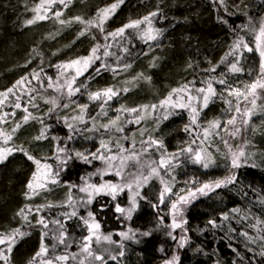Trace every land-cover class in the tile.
I'll use <instances>...</instances> for the list:
<instances>
[{
  "label": "snow or ice",
  "instance_id": "6c2138e0",
  "mask_svg": "<svg viewBox=\"0 0 264 264\" xmlns=\"http://www.w3.org/2000/svg\"><path fill=\"white\" fill-rule=\"evenodd\" d=\"M209 2L218 13V21L223 24L229 23L224 18L225 16H235L238 13L248 16L244 0H234L231 5L228 0H209ZM72 3L73 0H39L28 9L33 13V16L25 21V25L30 26L38 21L55 18L56 22L62 26H70L74 23L82 25L77 39L87 35L91 29L95 28L102 34L104 41H108L109 37L127 39L125 33L132 29L136 36L144 43L149 44L150 47L153 42L159 41L163 37L164 29L156 27L154 24V18L158 16L162 19L166 18L162 16L159 5L156 11H151L141 18L129 20L117 30L106 33L105 23L115 14L124 0H115L111 5L98 9L95 15L88 19L79 15L62 19L64 15L62 9L68 8ZM242 4H244L243 8ZM57 5H60L61 8L57 9ZM230 28L234 33V38L228 46V50L218 64L202 69L206 73H216L217 68L223 64L227 67V72L221 71L216 76H207L200 80V86H197V82L193 80L174 87L160 99L158 104H145L132 108L121 105L114 109L117 114L114 117H109L107 122H100L97 117H107L109 102L120 96L121 93L126 94L130 89L109 86L91 91L86 81H90L94 77L91 74L86 76L85 73H89V70L92 69L96 75H100L102 71H111L114 75L117 74L116 67H112L106 62L97 64L98 61H106V58L112 55L110 52L112 45L109 43L97 42L91 47L88 55L54 65L58 75L55 80L51 76H46V85L41 79L43 69L39 72L33 70L31 80L26 75L17 80L12 87L0 91V125L9 124L10 118L16 116L15 111H3L6 102L9 107L25 113L19 121H12L10 130L0 127V164H4L10 156L16 153L23 154L32 162L34 170L24 191L26 200H32L45 193H52L58 187L67 188L63 201H48L35 207L25 204L16 212V216L23 223L18 227L0 229V264H13L12 254L16 246L32 234L30 229L37 228L40 230L39 248L27 261V264H109V261L123 264L127 250L125 242L131 241L139 244L142 238L152 236L153 231L161 228L167 229L165 235L174 242V251L170 258L164 260V264H181V251L186 248L191 249L193 238L190 232L193 231L200 236L210 233L213 237L217 232L223 233L220 240L215 243L224 242V246L235 253L236 259H233L231 264H257L256 256L264 260V219L252 217L250 209L245 212L239 207H233L228 211L221 212L218 218H209L203 227L197 226L194 229L189 226L186 216L187 208L200 196H208L221 188L232 190V186H235L234 190L245 198L249 196V190L255 192L259 197V203L264 205V195H261L260 190H257L252 184L245 183L239 171L242 168L260 167L261 165L257 163L258 159L264 162V151H254L256 145L248 135V133L254 135L258 132L264 135V132H261L264 121L261 122L260 127L253 122L254 116H264V103H257L264 99V17L260 18L258 24L248 17L246 24L230 25ZM237 28L248 33L252 37L251 41L240 35ZM92 39L96 40V36L92 35ZM123 51L128 52V49L123 48ZM245 53L258 55L259 68L255 78L243 82V86L240 87L230 83L227 77L229 73L236 75L245 71L241 63ZM156 59L158 58H153L150 62L151 67L157 66ZM130 67V63L123 65L124 69ZM188 67H193L191 62ZM249 75H251V69H249ZM82 76L84 80H80ZM140 77L149 83L152 79L150 76H144L143 73L138 74L134 79ZM32 80L40 85V89L44 91L51 89L57 93L55 96L42 97L43 103L50 106L45 113L49 118L57 109H67L72 104H76L75 115L56 116V120L62 122L67 129L65 136H50L52 125L46 124L44 117L30 111L28 106H22V96L26 94L28 96L26 105H30L34 109L40 108V104L35 102L40 95V90L36 87L25 89V85L31 84ZM78 80L79 83H77ZM216 85H221L222 88L218 90ZM34 93L35 95H33ZM77 94L87 95L91 102H100L96 116L88 114L89 104H79L72 99ZM13 97L14 99H12ZM62 100L67 102L62 103ZM217 100L222 101L225 105L222 109L224 115L202 121L201 116L204 110ZM181 112L187 113L188 123L184 125L183 131L189 134L190 139L185 142L184 146L170 152L163 136L157 137L155 133L159 131L163 121H167L171 116L179 115ZM150 118L153 121L151 129L141 126ZM31 121L41 124L39 133L32 137V140L38 143L51 139L54 142L55 150L53 157H37L22 144L14 142L19 130ZM127 124L140 126L138 127L139 147L135 133L131 136L125 134ZM86 133H98L99 135L94 137L85 135ZM77 137L88 140L98 139V147L94 151L70 147ZM122 140L130 141V146L126 147L121 142ZM217 140L223 145L224 151L221 152L219 145L215 143ZM237 140L239 142L234 143ZM213 147L216 152L221 153L227 162L225 164L227 174L222 178L207 182H200L198 179L186 180L184 181L186 187L174 191L178 182L175 174L176 169L185 160L208 169L215 164L214 154L210 151ZM50 159L55 160V165L48 162ZM73 161H79L89 166L98 161L102 167H97L86 177H81L82 183L80 184L62 182V173L67 171ZM109 175L118 179L116 181L103 179ZM97 176L100 177V182H92L93 178ZM154 180L158 181L160 188L157 191L156 199L152 200L144 189L148 188ZM125 193H127L126 205L119 200V197ZM99 196L109 197L110 200L99 204L97 210L94 211L90 206ZM142 201L157 211L155 228L141 231L133 228L129 223L125 225V230L116 233L102 230L101 221L97 219V216L108 210L109 203L114 213L117 214L115 218L123 223L133 219L134 214L140 209ZM161 206L167 207L166 213ZM52 208H60L64 211L59 212L54 218H47L41 214L43 210ZM80 209H84L86 214H81ZM33 215L36 216L35 221L30 219ZM165 215L170 217V223H165ZM73 219L78 221L76 228L82 229L85 233L78 239L69 232V221ZM250 219H254V223L248 225L255 231L254 236L246 230H238L233 227V223H246ZM113 235L118 236L119 240H114ZM237 237H243V246L247 252L252 254L250 257L246 258L234 246L235 243H240ZM205 238L207 239V237ZM74 244L79 251H69ZM252 245H258V247H252ZM60 246H63L64 251L58 253L57 250ZM191 250L203 255L209 254L203 244H198ZM160 251H164L163 247L160 248ZM212 251L215 254L219 252V248H213ZM215 264H221V261L217 259Z\"/></svg>",
  "mask_w": 264,
  "mask_h": 264
},
{
  "label": "trees",
  "instance_id": "16d2710c",
  "mask_svg": "<svg viewBox=\"0 0 264 264\" xmlns=\"http://www.w3.org/2000/svg\"><path fill=\"white\" fill-rule=\"evenodd\" d=\"M38 2L39 0H0V91L12 87L17 80L26 75L31 80L33 70L39 72L43 69L41 79L46 85V76H51L55 80L58 75L54 65L76 59L80 56H86L95 43L103 42L112 45L110 49L112 55L106 61H98L97 64L106 62L113 67V64L118 63L124 58L131 65L135 63L133 68L135 70L133 73H130L133 77L126 80V82L134 81V83L128 85L131 86L130 90L137 86V99L135 100L132 96L131 100L127 102L124 100L125 107L136 105L139 100H146L147 97L153 99L152 101H155L156 104L159 99H162L165 94L167 95L171 91L173 88L171 86L174 83L177 84L181 80L180 78L191 72H195L198 67L215 60L216 55L225 53L228 50V46L234 38V33L231 32L230 22L232 26L246 24L248 17H251L253 22L258 24L260 18L264 16V0H244V4L247 5L245 11L248 13V16L238 13L232 20L228 19L229 23L227 25L218 21V13L214 10L209 0H124V3L120 5L115 14L105 23L106 33L117 30L128 23L129 20L141 18L151 11H156L158 5L162 10V16L166 17L163 19L159 16L154 18L155 26L164 29L163 37L158 41L163 44L162 48L153 52L148 58L141 60L142 57L137 49H140L141 45L148 46V44L142 40H138L139 38L135 33L126 32L128 39H113L109 37L108 41H101L99 39L102 34L97 29L93 28L87 35L77 39L78 32L83 27L82 25L74 23L70 26H62L56 22L55 18L38 21L33 25L26 26L25 21L33 16V13L28 11V9ZM114 2L115 0H73V3L68 8L62 9L64 12L62 19H68L78 15L88 19L93 17L98 9L109 6ZM233 2L234 0H228L229 5ZM244 4L241 5L242 8ZM56 8L60 9L61 6L57 5ZM226 17L224 18L226 19ZM167 26L171 28L169 32ZM237 31H239L240 35L245 36L247 40L251 38L248 33L240 31L239 28H237ZM92 35L96 36V40L92 39ZM134 37L137 38L135 39ZM123 48H127L128 52H124ZM153 58H158L156 59V67L150 66ZM189 62L192 63L193 67H188ZM158 67L167 69V76L170 77L168 82L161 81V74H159ZM139 68H143V70L138 71ZM117 69L116 77L110 76L111 71H102L100 75H96L90 69L89 73H85L86 76L91 74L94 77L90 81H86L89 90L96 91L101 89L93 83V80L99 81V78L105 80L100 81L103 86L111 82L115 88L122 89L123 83L120 82L125 77L120 73L123 70L120 67ZM141 73L144 76H150L152 78L151 82H147L143 77L134 79ZM110 78L112 80L109 81L108 79ZM80 80H84V77H80ZM79 82L78 80L77 83ZM28 87H36L40 90V95L35 101L40 104V108L34 109L30 105H26L25 102L28 100L26 94L22 96V106H28L30 111L38 116H43L46 124L52 125L49 133L50 136H65L67 129L62 122L56 120V116L75 115L76 111L74 109L76 106L72 105V108L57 109L51 118H49L45 113L50 106L43 103L42 97L55 96L57 93L51 89L47 91L40 89V85L35 80H32L31 84L25 85V89ZM120 97L126 99V94L121 93ZM86 98L87 95L84 96V100ZM86 101L90 103L88 114L90 116H96V113L99 111L98 104L100 102H91L88 98ZM64 102L67 101L62 100V103ZM260 103H264V101H260ZM114 109L112 112H115ZM3 111L16 112V116L10 118L9 124L0 125V127L9 130L12 121H19L25 114L19 109L9 107L7 102ZM108 118L98 116L97 120L107 122ZM150 121V119L147 120V122ZM131 125L128 124L129 127ZM183 126L180 118L177 117L165 121L163 129L167 131V139L170 138L171 141V139L182 134ZM40 128V123L36 121L29 122L19 130L14 142L16 144H22L37 157H53L55 150L54 142L51 139L45 140L47 142L42 141L38 143L32 140V137L39 133ZM135 128H138V126ZM136 133L140 136L138 131ZM96 134L86 133L85 135L95 136ZM255 136L260 151H264V135L258 136V134H255ZM76 143L77 139L70 144V147L76 148ZM48 162L53 165L56 163L54 159H50ZM97 167L96 165L93 166L92 170L95 171ZM33 170L34 165L32 162L21 153L10 156L4 164H0V229L6 230L12 227H18L23 223L16 216V210L25 204L35 207L36 205H43L48 201L60 202L65 199L67 188L58 187L52 193H45L32 200H26L24 198L25 185ZM93 171H90L89 165L79 161H73L67 171L62 173L61 179L62 182L66 181L80 184V178L86 177L88 173ZM239 171L245 183L252 184L257 190H260L261 195H264V162L261 163L260 167L255 169L242 168ZM93 182H100V177H94ZM234 189L235 186H232V190L221 188L219 191L205 196L206 198H201L203 199L201 200V205L190 210L189 222H191V225L189 226L193 229L197 226L203 227L209 218H218L221 211H228L233 205L241 208L245 212H248L250 209V215L252 217L264 219V205L259 203V197L256 193L249 190L248 197L253 198L255 201L254 204H249L238 201L237 195L239 194ZM126 196V194H123L119 197L120 202ZM150 199L155 200L154 197ZM109 200V197H97L91 206L92 210H97L99 204L106 203ZM202 206L204 207L203 210L200 209ZM147 210L144 207L142 211L143 215L147 212L151 216V210ZM61 211H64V209H45L41 214L47 218H54ZM116 215L109 203L108 210L97 216V219L101 221L104 232H118L117 224L119 220L115 218ZM139 216L138 213L136 218ZM150 216L147 219V223L142 226L147 225V228H155L157 220L151 219ZM30 219L35 221L36 216L33 215ZM164 219L165 223H170L167 216H164ZM77 223L78 221L75 219L69 221V232L78 239L85 233H83L82 229L76 228ZM251 223H254V219H250L246 223L241 224L233 223V227H236L238 230H246L254 236L256 234L255 231L248 227ZM30 231L32 234L26 237L14 249L12 254L13 264H27V261L38 250L40 230L37 228L30 229ZM166 231L167 229L161 228L160 230L154 231L152 236L143 239V245L140 248L145 252L146 257L141 259V261L139 260L138 264H152L150 262L155 263L157 257L163 258V260L171 257L174 251V242L165 235ZM190 235L193 238L191 249H194L196 245L201 243L205 246V250L209 254L203 255L201 253H195L190 248H186L181 251V264H215L217 259L221 261V264H231V261L236 259L235 253H232L225 247L224 242H220L219 244L215 243V241L220 240V236L223 233L217 232L213 237L210 233H206L205 236H200L193 231L190 232ZM237 239L240 243H235L234 246L246 258L250 257L252 254L247 252L243 246V237H237ZM210 241L212 243H209ZM48 243H51V241H48ZM170 246H172V251L169 249ZM161 247L164 249L163 252L160 251ZM252 247H258V245H252ZM59 248H61L60 252L64 251L61 246ZM213 248H219V252L213 254ZM76 249L78 248L74 244L71 251ZM255 259L257 264H264V260H261L259 256H256Z\"/></svg>",
  "mask_w": 264,
  "mask_h": 264
},
{
  "label": "rangeland",
  "instance_id": "374dc122",
  "mask_svg": "<svg viewBox=\"0 0 264 264\" xmlns=\"http://www.w3.org/2000/svg\"><path fill=\"white\" fill-rule=\"evenodd\" d=\"M127 32L128 33H132V34L135 33L134 30H132V29L127 30ZM94 33H96V32L94 31ZM127 36L128 35L125 33V37H127ZM102 39L103 38H101L99 40H102ZM116 39H125V38L124 37H117ZM127 39H128V37H127ZM251 39L252 38H249L248 41H251ZM138 40H140V39H138ZM100 43L104 44L103 42H100ZM241 63H242V66L244 67L245 71L243 73H241V74H236V75H233V74L229 73L228 77H227L230 83H233V84H235L237 86H240V87L243 86V82H248V81H250V80L255 78V76H256V74L258 72V68H259V57L255 53H251V54L245 53V57L242 59ZM249 69H251V75H249ZM221 71L227 72V67L225 69L224 68H221V69L219 68L216 73L203 74V75L206 76V77L209 76V75L216 76ZM127 75H126V77H127ZM200 75H202V74H200ZM110 76L116 77V74L114 75L111 72ZM126 77L123 78L122 81L120 82V83H123V88H125L127 83H129V82H126V80H128V79H126ZM108 80L110 81V80H112V78H110ZM99 81H105V80H101L99 78ZM93 83L98 88H101V89L103 87L105 88V86H103L101 82L96 84L97 80H93ZM107 87H109V86H107ZM174 87H178V86H174ZM216 87H217L218 90L222 88L221 85H216ZM136 88H137V86L126 93V99L125 98L122 99L120 96L114 98L109 104L110 106L108 108V116L107 117H114L117 114L116 112H112V111H113V109L115 107L116 108L120 107V105H117L115 103V102L119 101L118 98H121V100L123 102H124V100H126V102H127L128 100H131L132 96H133L135 98V100H136L137 99ZM84 96L85 95L77 94L76 96L73 97V100L76 101L79 104L87 103V104H89V107H90V103L86 101L87 98H86V100H84ZM165 96H166V94L163 97H165ZM159 101H160V99H159ZM159 101L156 104H158ZM258 102L259 101H257V103ZM72 105L76 106V104H72ZM72 105L70 106V108H72ZM224 107H225V105L220 100H217L215 103H211L209 105V107L204 110V112H203V114L201 116V120L202 121H207V120H212L214 118L219 117V116H217L218 115L217 111L221 112L222 116H223L224 114L222 112V109ZM174 116L177 117V118L182 117L180 119V122L182 120L183 121V125L188 123L187 113L181 112L179 115H174ZM222 116H220V117H222ZM263 118L264 117H261V115L254 116L253 117L254 124L257 125L258 127H260L261 126V122L264 121ZM150 120H151L150 122H147V121L143 122V124L141 126L147 127L149 129H150V127L152 128L153 127V121H152L151 118H150ZM164 124H165V121H163L160 124V129H159L158 132H156V136H158V137L163 136L164 142H165V144H166V146H167V148H168V150L170 152L176 151L179 147L184 146L185 142L190 139L189 138V134H187V133H185L183 131V127H184L183 126L182 127V134L177 136L176 139H171V141H170V138H168L169 139V141H168V139L166 137L167 131H165L163 129ZM136 126H138V125L132 124L131 127H129L128 124H127L125 126V134L131 136L134 133L133 131L137 132L138 128H135ZM138 127H140V126H138ZM263 128L264 127H261V132H264ZM256 134H258V136L262 135V134H260V132H258ZM98 135L99 134L97 133L95 136H98ZM248 135L250 136L251 139H253V141H254V143L256 145V149H253V150L254 151H257V150L260 151V148H259V145H258V141L255 139V137H256L255 134L253 135L251 133H248ZM171 138H172V136H171ZM139 140L137 141V143L139 142ZM43 142H47V141H43ZM121 142L124 143L126 147L130 146V141H123L122 140ZM238 142H239V140L234 141V143H238ZM215 143L217 145H219V147L221 149V152L224 151L223 145L219 142V140H217ZM98 144H99L98 139L94 138V139L88 140V139H84L83 137H77L76 149H78V150L88 149V150H93L94 151L95 148L98 147ZM210 151H212L213 154H214L215 164L211 165L208 169H204L201 166L193 164V163H191L190 161H187V160H185L184 163H182L181 166L176 169L175 174L177 176V181L178 182L175 185L174 191H177L178 189H180L182 187H186V185L184 184V181H186V180L198 179L200 182H207V181L218 179V178H222L223 176H225L224 174L227 173V169L225 167V164L227 162L224 160V158H223V156L221 155L220 152H216L215 151V147L210 149ZM257 163L261 165V160L258 159ZM95 165H96V167L97 166L102 167V165L99 162H94V164L92 166H89L90 167V171H93L92 167L95 166ZM116 179H118V178H116L114 176H111L106 181H116ZM154 181H152V183L149 185V187L145 188L144 191L149 193V198H151V197L153 198L154 197V199H156L157 191L160 188V185H159L158 181L155 182V183H154ZM81 183H82V181H81ZM217 191H219V189H217L216 192ZM125 194L127 195V193H125ZM79 195H83V194H79ZM121 202H122V204L126 205V203H127L126 197L124 199H122ZM198 203H201V200L199 198L196 199L190 206H192L193 204H198ZM91 206H90V208L92 209ZM144 207H145V210L148 209L147 211H150V210L152 211L153 210L149 204H147V203L142 201L140 209L134 214L133 219L130 222L125 221V222L122 223L119 220V223L117 224V230L118 231L125 230V225L129 224V223L131 224V226L133 228H136V229H139V228H137L135 226V224L137 226L145 225L147 223V219L149 218V214L146 212V214L143 215L142 211H143ZM161 207L162 208H167L166 206H161ZM18 210H16V211H18ZM80 212H81V214H86V213H84L85 212L84 209H80ZM138 213H139L140 216L136 218V215ZM138 220H139V222H138ZM144 227L145 228H141L139 230L144 231V230L149 229V228H147V225L144 226ZM113 239L114 240H119V237L116 236V235H113ZM143 239L144 238L141 239V242L139 244L133 243L131 241L125 242L127 250H126L125 257L123 258V264H138L139 260L141 261V259H144L146 257L145 252H143L141 250V248H140L143 245ZM22 241H24V240H22ZM104 246L108 247L107 245H104ZM61 247L63 248V246H61ZM169 249H170V251H172V246H170ZM57 251L59 253L61 251V248H58ZM69 251H71V249H69ZM73 251H79V249H76V250H73ZM150 263H152V264H164V260H163V258H158L157 257V260H156L155 263L154 262H150ZM109 264H115V262L109 261Z\"/></svg>",
  "mask_w": 264,
  "mask_h": 264
},
{
  "label": "bare ground",
  "instance_id": "6f19581e",
  "mask_svg": "<svg viewBox=\"0 0 264 264\" xmlns=\"http://www.w3.org/2000/svg\"><path fill=\"white\" fill-rule=\"evenodd\" d=\"M234 16H227L226 17V19L228 20V19H231L232 20V18H233ZM229 21V20H228ZM232 23L230 22V25H231ZM232 26V25H231ZM167 29H169L168 30V32L170 31V27L169 26H167ZM232 32V31H231ZM101 38H103V36H100V39ZM252 38V37H251ZM111 39V38H110ZM101 41H104L103 39L101 40ZM158 45V46H157ZM162 43H160V42H158V41H156V42H153L152 43V45H151V47H150V45L148 44V46H140V49H137L138 50V52H140V55H141V60L144 58H148L149 57V55H151L153 52H155L156 50H158V49H160V48H162ZM145 53H147V54H145ZM224 55V53H221L220 55H216V57H215V60H212L211 62H208L207 64H203L202 66H200V67H198L197 69H196V71L195 72H191V73H189V74H187V75H185V76H183L182 78H180L181 80L176 84V83H174L171 87H174V86H178V85H180V84H182V83H186V82H190V81H193V80H195L196 82H197V86H200V80H202L203 78H206V76H204L203 74H210V73H206V72H204V71H202V69H207V68H209V67H211L212 65H216V64H218L219 63V61H220V59H221V57ZM127 61V59L126 58H124V59H122L121 61H119L118 63H116V64H113V67H116V68H118V67H120V69L121 70H123V71H121L120 73L122 74V75H124V77H126V75H127V77H126V79H131L132 77H133V75L132 74H130V73H133V71L135 70V69H133L134 68V66H135V63H133L132 65H131V67L130 68H128V69H124L123 68V65L125 64V63H127L126 62ZM131 64V63H130ZM223 64H221L220 65V69L221 68H226L225 67V65H223ZM219 68H217V70L219 69ZM143 70V68H139L138 69V71H140V70ZM158 69H159V74H161V81H164V82H168L170 79V77H168L167 75H168V72H167V69H165V68H163V67H158ZM200 74H202V75H200ZM182 76V75H181ZM98 83H100V81H97V83L96 84H98ZM130 83H134V81H132V82H129V83H127V85H126V87L127 88H131V86H129L128 84H130ZM105 86H113L114 87V85L111 83V82H109V83H107ZM119 99V101H117V102H115L117 105H124V102L120 99V98H118ZM153 99H151V98H149V97H147L146 98V100H139L138 101V103L136 104V105H133V106H128V108H132V107H138V106H140V105H145V104H154L155 103V101H152ZM260 101H264V99H262V100H260ZM260 101L258 102V104H260ZM215 112V111H214ZM217 113H218V115L217 116H222V113L221 112H218L217 111ZM175 116H171L168 120H170V119H173ZM261 117H264V116H262L261 115ZM182 117H180V119H181ZM264 119V118H263ZM181 122L183 123V121L181 120ZM150 129H151V127H150ZM263 130H264V128H263ZM134 133H136V132H134ZM155 135H156V133H155ZM158 137V136H157ZM135 138H136V140L138 141L139 139H140V136L138 135V133H136L135 134ZM177 138V137H176ZM176 138H173V139H176ZM190 138V137H189ZM137 146L139 147V142L137 143ZM260 160V159H259ZM261 163H262V161H261ZM227 173H225L224 175H226ZM111 177V175H109V176H105L103 179H105V180H107V179H109ZM117 180V179H116ZM201 198H206L205 196H200L199 197V199L200 200H202ZM237 198H238V201H243V202H246V203H249V204H254L255 203V201L253 200V198H250V197H247V198H245V197H242L241 195H237ZM201 205V203H198V204H193V206H190V207H188L187 208V219H188V221H190L189 220V215H190V210H192L193 208H195V207H198V206H200ZM233 207H235L234 205L231 207V208H233ZM164 209V213H166L167 212V208H163ZM201 210H203L204 209V207L202 206L201 208H200ZM221 212H223V211H221ZM116 214V213H115ZM151 219L153 218L154 220H157L156 219V217H157V211H155V210H152L151 211ZM161 214H163V213H161ZM165 216H167V215H165ZM168 217V216H167ZM169 218V220H170V217H168ZM140 225V224H139ZM189 225H191V222H189ZM135 226L137 227V228H139V229H141V228H145L144 226H137L136 224H135ZM150 229V228H149ZM154 232V231H153ZM147 238V237H146ZM201 244V243H200Z\"/></svg>",
  "mask_w": 264,
  "mask_h": 264
}]
</instances>
